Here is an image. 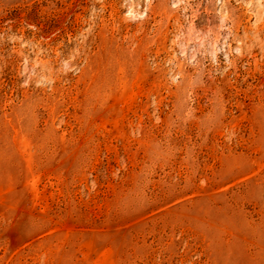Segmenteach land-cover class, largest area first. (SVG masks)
<instances>
[{"label": "rangeland", "instance_id": "obj_1", "mask_svg": "<svg viewBox=\"0 0 264 264\" xmlns=\"http://www.w3.org/2000/svg\"><path fill=\"white\" fill-rule=\"evenodd\" d=\"M0 264H264V0H0Z\"/></svg>", "mask_w": 264, "mask_h": 264}]
</instances>
